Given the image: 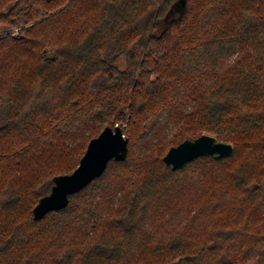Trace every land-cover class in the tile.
<instances>
[{"label": "trees", "instance_id": "trees-1", "mask_svg": "<svg viewBox=\"0 0 264 264\" xmlns=\"http://www.w3.org/2000/svg\"><path fill=\"white\" fill-rule=\"evenodd\" d=\"M116 125L126 158L36 219L53 178ZM203 133L232 153L165 162ZM189 188L203 200L176 222ZM161 205L173 231L153 223ZM199 213L219 225L188 241L175 227ZM0 264H264V0H0Z\"/></svg>", "mask_w": 264, "mask_h": 264}, {"label": "water", "instance_id": "water-1", "mask_svg": "<svg viewBox=\"0 0 264 264\" xmlns=\"http://www.w3.org/2000/svg\"><path fill=\"white\" fill-rule=\"evenodd\" d=\"M129 138L123 127L106 126L93 137L78 166L71 172L53 178L51 191L42 196L33 208L34 217L39 219L51 210H59L69 203V195L80 191L95 177L100 176L111 159H125L128 153ZM233 144L218 141L214 135L203 133L194 139H185L172 146L164 160L174 168L204 154H216L218 158L231 154Z\"/></svg>", "mask_w": 264, "mask_h": 264}, {"label": "rangeland", "instance_id": "rangeland-1", "mask_svg": "<svg viewBox=\"0 0 264 264\" xmlns=\"http://www.w3.org/2000/svg\"><path fill=\"white\" fill-rule=\"evenodd\" d=\"M230 163L232 165L235 164L234 161H230ZM212 168H213L214 172L217 173V174H215V176L216 175H219V184L224 183V182H227V178H228V175H229L230 170H229V168L227 166H225V164L224 165H221V164L216 163V164H214V166H212ZM199 174H200L199 171L198 172H194L190 177L191 178H196L195 180L198 183L200 180H203V179H199L198 178V175ZM210 175H212V173ZM212 177H214V176H208L209 180H210V178L213 179ZM208 178H206V179H208ZM214 180H215V182H214ZM214 180H212L214 186L219 185L215 178H214ZM134 181H136V180H133L132 176L131 177H128L127 182H126V187H128L130 184H133ZM210 182H211V180H210ZM175 197H176L177 200H173V202H170V204H169V207L170 208H169L168 211L177 214L176 222L180 219L181 216H184V215H186V214L189 213V210L188 209H192L194 207V205L200 203L203 200L200 197L198 198L196 189L193 192L192 189H190V188L188 190L186 189V190H184L182 192H179ZM114 203H115V206H113L114 208L112 210V213L113 212H116V210L122 204L117 198L115 199ZM160 207L162 208V210L159 209L157 211L158 217L156 219H153L154 221L152 220L153 223H157V224L159 223L160 224V222H163L161 225H163V226H169V229L172 230L173 224L166 223V220L164 218H162V219L160 218L162 216V214H164L165 212H167L164 205H161ZM214 218L215 217L212 214H209V213H207V214H203V213L200 214L199 213V215H194L193 219H191L189 222L187 221V223H188L187 225L189 227L186 228L184 226H178V227H175V228H177L179 230V232H182L183 233V236L186 237L185 239H189L190 238L188 240V241H190V240H193L194 238H197V237H200V236H203L204 237L207 233L210 232V230H212L213 228H215L216 226H218L219 225V220L216 222ZM171 221L174 222V219H172ZM149 223H150V225L152 224L151 221ZM100 228L101 227H98L97 229H94L93 230V232L91 233L90 237L86 240L87 243H91L94 240H96L98 237L101 236V234H102L103 231ZM162 229H160L159 231L157 230V228L155 229L156 235L155 236H152V237H154V240L152 241L154 244L159 239H164V233H165V231H164V228H162ZM82 230L83 229H81V230L79 229V235H81ZM197 231L199 233H198L197 236H195V233ZM108 233H109V235L111 234L113 236H118V233L117 232H114L112 230L109 231ZM133 246H134L135 249H137L136 252H135V253H137L136 256H139L142 253V251H143L142 245L140 246V244H135ZM140 251H141V253H140ZM144 251H146V250H144ZM146 253L141 254L140 260H142V258L144 257V255H148L147 256V258H148V257H152L154 255L159 254L160 251L158 250L155 253H149L148 251H146ZM156 257H158V256H156Z\"/></svg>", "mask_w": 264, "mask_h": 264}]
</instances>
